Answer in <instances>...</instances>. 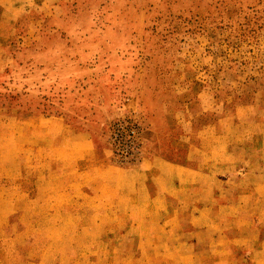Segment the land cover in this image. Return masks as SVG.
<instances>
[{
  "label": "crops",
  "instance_id": "obj_1",
  "mask_svg": "<svg viewBox=\"0 0 264 264\" xmlns=\"http://www.w3.org/2000/svg\"><path fill=\"white\" fill-rule=\"evenodd\" d=\"M30 5L0 0V73L13 22ZM13 89L0 82V264H132L112 249L111 257L85 254L98 245L94 237L123 231L179 232L167 244L169 257L185 250L191 259L174 256L165 264H264L258 114L233 117L225 130L203 126L186 164L153 151L127 167L93 129L17 105ZM171 145L169 151L180 149ZM138 247L139 264H163L153 256L152 236L141 235Z\"/></svg>",
  "mask_w": 264,
  "mask_h": 264
},
{
  "label": "rangeland",
  "instance_id": "obj_2",
  "mask_svg": "<svg viewBox=\"0 0 264 264\" xmlns=\"http://www.w3.org/2000/svg\"><path fill=\"white\" fill-rule=\"evenodd\" d=\"M30 4L13 22L0 82L13 83V103L89 127L111 151V123L139 117L144 154L132 165L114 159L121 166L138 165L153 151L186 164L203 126L229 129L231 118L251 113L264 119V0ZM171 143L180 149L169 151ZM141 235L157 240L153 256L163 264L174 256L191 259L185 250L169 257L176 231L110 233L94 237L98 245L84 252L111 257L112 249L139 264Z\"/></svg>",
  "mask_w": 264,
  "mask_h": 264
},
{
  "label": "built area",
  "instance_id": "obj_3",
  "mask_svg": "<svg viewBox=\"0 0 264 264\" xmlns=\"http://www.w3.org/2000/svg\"><path fill=\"white\" fill-rule=\"evenodd\" d=\"M109 142L116 162L123 165L138 163L145 150V128L137 116L124 115L110 125Z\"/></svg>",
  "mask_w": 264,
  "mask_h": 264
}]
</instances>
